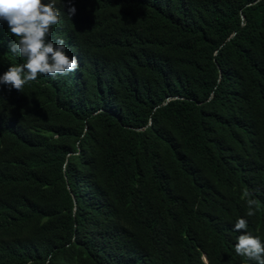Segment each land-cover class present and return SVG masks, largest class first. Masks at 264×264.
Returning <instances> with one entry per match:
<instances>
[{"label": "trees", "instance_id": "obj_1", "mask_svg": "<svg viewBox=\"0 0 264 264\" xmlns=\"http://www.w3.org/2000/svg\"><path fill=\"white\" fill-rule=\"evenodd\" d=\"M42 2L78 68L0 84V264H257L264 0Z\"/></svg>", "mask_w": 264, "mask_h": 264}, {"label": "clouds", "instance_id": "obj_2", "mask_svg": "<svg viewBox=\"0 0 264 264\" xmlns=\"http://www.w3.org/2000/svg\"><path fill=\"white\" fill-rule=\"evenodd\" d=\"M76 9L68 7V18ZM61 12L52 3L42 0H0V20L6 21L10 33L19 38L9 45V51L26 58V63L11 66L0 75V84L10 86L9 90H21L27 82L35 81L40 75L68 74L77 70L78 61L66 55L65 42L57 40L55 44L46 37L50 36L52 26L58 25ZM246 195H251L246 193ZM249 217L255 215V199H248ZM247 221L238 219L234 230H245ZM237 255L264 264V246L258 237L245 232L238 237L235 245Z\"/></svg>", "mask_w": 264, "mask_h": 264}]
</instances>
